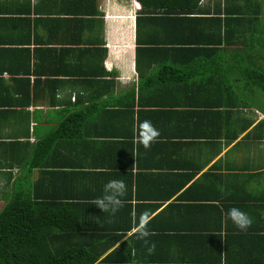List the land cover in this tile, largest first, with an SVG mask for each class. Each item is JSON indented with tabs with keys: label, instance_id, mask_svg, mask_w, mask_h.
<instances>
[{
	"label": "crops",
	"instance_id": "1",
	"mask_svg": "<svg viewBox=\"0 0 264 264\" xmlns=\"http://www.w3.org/2000/svg\"><path fill=\"white\" fill-rule=\"evenodd\" d=\"M259 74L264 0H0V209L30 171L61 195L123 180L133 217L149 205L136 216L185 228L189 206H213L209 236L228 197L264 218V89L245 80ZM144 120L160 132L148 149Z\"/></svg>",
	"mask_w": 264,
	"mask_h": 264
},
{
	"label": "trees",
	"instance_id": "2",
	"mask_svg": "<svg viewBox=\"0 0 264 264\" xmlns=\"http://www.w3.org/2000/svg\"><path fill=\"white\" fill-rule=\"evenodd\" d=\"M245 80L264 89L263 75L247 76ZM30 174L26 173V179L14 178L9 197L0 209V264H264V218L257 217L249 228L240 230L227 213L233 207H250L232 205L231 197L225 198L222 207L224 236L204 233L203 226L213 222L210 216L215 207L210 205L189 206L196 218L189 220V228L182 227L184 220H167L164 215L149 219L150 235L146 239L149 245H156L149 255L148 245L137 239V231L125 239L138 225L140 216L136 215L149 205H135L133 217L134 206L124 195L119 211L105 213L93 203L104 193L48 192L38 183L31 185ZM178 190L174 192L178 194ZM192 190L210 199L206 196L210 188ZM163 192L145 189L144 194L163 200ZM218 223L221 225V220Z\"/></svg>",
	"mask_w": 264,
	"mask_h": 264
},
{
	"label": "clouds",
	"instance_id": "3",
	"mask_svg": "<svg viewBox=\"0 0 264 264\" xmlns=\"http://www.w3.org/2000/svg\"><path fill=\"white\" fill-rule=\"evenodd\" d=\"M160 132L154 127L151 121L144 120L138 126V141L144 146L145 149L151 147V144L159 137ZM127 186L123 180L112 179L109 180L103 188V195L96 198L93 203L97 209L102 212H111L115 214L123 207L124 201L121 199L126 194ZM233 224L240 230H246L252 224V219L247 213L241 211L238 208H231L227 213ZM96 217H93L95 220ZM148 214L142 213L138 225H137V239L144 240L145 244L148 245L147 251L151 255L155 252L156 245L147 241V237L150 235L147 225L149 223Z\"/></svg>",
	"mask_w": 264,
	"mask_h": 264
}]
</instances>
